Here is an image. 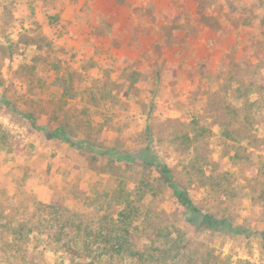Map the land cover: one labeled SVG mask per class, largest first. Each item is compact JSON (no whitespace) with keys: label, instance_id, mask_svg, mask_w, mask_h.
<instances>
[{"label":"rangeland","instance_id":"rangeland-1","mask_svg":"<svg viewBox=\"0 0 264 264\" xmlns=\"http://www.w3.org/2000/svg\"><path fill=\"white\" fill-rule=\"evenodd\" d=\"M246 99L263 125L243 133L264 135V0H0V217L28 195L76 208L120 181L157 179L140 162L99 155L148 148L202 213L245 229L195 231L163 187L148 203L161 217L153 225L181 229L186 259L212 250L264 264V168L248 170L264 151L221 129L225 106ZM60 124L93 150L40 130Z\"/></svg>","mask_w":264,"mask_h":264},{"label":"trees","instance_id":"trees-1","mask_svg":"<svg viewBox=\"0 0 264 264\" xmlns=\"http://www.w3.org/2000/svg\"><path fill=\"white\" fill-rule=\"evenodd\" d=\"M249 90L260 95L257 89L248 88L246 97ZM238 105L225 106L223 137L245 138L254 148L264 151V135L245 137L243 133V128L256 131L258 125L262 127L258 106L250 99ZM65 125H45L40 130L47 139H59L74 149L86 146L93 150L92 144L77 139ZM149 152L146 148L133 154L114 147L99 152L109 161L140 162L142 167L153 168L157 179L120 181L110 193L98 194L93 201L90 196L84 198L83 207L44 205L29 195L22 203L12 202L9 213L0 217V251L6 255L5 264H231L212 250L207 256L186 259L181 229L166 219L153 225V219L161 217L149 209L148 203L166 187L184 209L185 222L195 231L235 236L245 230L235 227L228 216L202 213L188 192L175 183L172 168ZM260 166L248 168L252 176L262 173L264 165ZM3 212L0 210V215ZM258 236L264 241V231Z\"/></svg>","mask_w":264,"mask_h":264}]
</instances>
